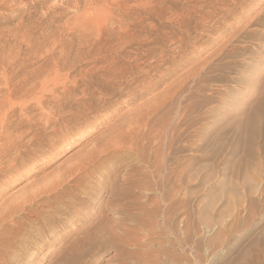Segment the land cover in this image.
Returning <instances> with one entry per match:
<instances>
[{
    "label": "rangeland",
    "instance_id": "374dc122",
    "mask_svg": "<svg viewBox=\"0 0 264 264\" xmlns=\"http://www.w3.org/2000/svg\"><path fill=\"white\" fill-rule=\"evenodd\" d=\"M1 102L8 263L264 264V0H0Z\"/></svg>",
    "mask_w": 264,
    "mask_h": 264
},
{
    "label": "bare ground",
    "instance_id": "6f19581e",
    "mask_svg": "<svg viewBox=\"0 0 264 264\" xmlns=\"http://www.w3.org/2000/svg\"><path fill=\"white\" fill-rule=\"evenodd\" d=\"M42 2V1H41ZM144 6V5H143ZM112 15V14H111ZM111 17V16H110ZM119 18V17H118ZM122 27V26H121ZM124 28V27H123ZM122 29V28H121ZM120 29V30H121ZM123 30V29H122ZM111 34V33H110ZM98 39V38H97ZM126 39V38H125ZM132 40V39H131ZM127 42V41H126ZM104 43V42H103ZM109 43V42H108ZM99 44V43H98ZM107 49V48H106ZM89 51V50H88ZM100 52V51H99ZM109 52V51H108ZM101 55V54H100ZM114 55V54H113ZM59 58V57H58ZM50 60H51V58H49ZM87 59V58H86ZM123 59V58H122ZM63 60V59H62ZM100 61V60H99ZM132 61V60H131ZM126 62V61H125ZM105 63V62H104ZM111 63V62H110ZM65 64V63H64ZM102 65V64H101ZM111 65V64H110ZM113 65V64H112ZM105 68V67H104ZM38 69V68H37ZM89 69V68H88ZM100 69V68H99ZM113 69V68H112ZM121 69V68H120ZM60 70V69H59ZM98 70V69H97ZM119 70V69H118ZM34 71V70H33ZM71 71V70H70ZM107 71V70H106ZM55 72V71H54ZM68 72V71H67ZM73 72V71H72ZM88 74V73H87ZM116 75V74H115ZM84 76V75H83ZM63 77V76H62ZM117 77V76H116ZM129 77V76H128ZM53 78V77H52ZM59 79V78H58ZM65 79V78H64ZM75 79V78H74ZM53 80V79H52ZM57 80V79H56ZM112 80V79H111ZM51 81V80H50ZM98 81V80H97ZM41 82V81H40ZM70 85V84H69ZM73 85H74V83H73ZM85 85V84H84ZM96 86V85H95ZM57 88V87H56ZM87 88V87H86ZM8 89V88H7ZM58 89V88H57ZM70 89V88H69ZM85 89V88H84ZM35 90V88L32 90V91H34ZM45 90V89H44ZM31 91V92H32ZM40 91H41V89H40ZM67 91V90H66ZM83 92L84 93H86L84 90H83ZM38 93V92H37ZM51 93H52V91H51ZM54 93V92H53ZM3 95V94H2ZM8 96H10V97H12L11 95H8ZM32 96V95H31ZM82 96V95H81ZM14 97V96H13ZM41 98V97H40ZM39 99V98H38ZM42 99V98H41ZM89 99V98H88ZM5 100H8V102L7 101H4V102H7V103H10L9 101L11 100L9 97H8V99H7V96H6V98H5ZM20 100V99H19ZM18 100V101H19ZM30 100V99H29ZM44 100V99H43ZM48 100V99H47ZM38 101V100H37ZM3 102V101H2ZM1 102V106L0 107H3L4 106V103H2ZM15 102V101H14ZM7 103H5V104H7ZM30 103V102H29ZM19 104V103H18ZM28 104V103H27ZM68 104V103H67ZM11 105V104H10ZM9 105V106H10ZM12 105H16V103L15 104H12ZM28 106V105H27ZM33 106V105H32ZM12 107H14V106H11V108ZM24 108V107H23ZM30 108V107H29ZM189 109V108H188ZM26 110V109H25ZM37 110V109H36ZM22 111V110H21ZM24 111V110H23ZM256 111H257V109H256ZM28 112V111H27ZM24 113V112H23ZM71 113V112H70ZM3 116H5V115H3ZM2 115H1V117H0V128H1V130L3 131V134H4V132H5V128H3L4 126H2V124H3V117ZM21 117V116H20ZM180 117V116H179ZM6 119V118H5ZM49 120V119H48ZM169 120V119H168ZM28 121V120H27ZM26 121V122H27ZM173 122V121H172ZM24 123V122H23ZM30 123V122H29ZM47 124V123H46ZM55 124V123H54ZM20 125V124H19ZM85 125V124H84ZM174 125V124H173ZM25 126H30V124H28V123H26L25 124ZM55 126V125H54ZM167 126V125H166ZM159 128V127H158ZM167 129V128H166ZM164 131V130H163ZM60 134V133H59ZM2 135V134H1ZM160 135V134H159ZM162 135V134H161ZM1 137V136H0ZM158 137V136H157ZM160 139V138H159ZM167 140V139H166ZM161 142V141H160ZM170 143V142H169ZM149 147V146H148ZM10 148H11V146L9 147V148H7L6 150H10ZM144 148V147H143ZM158 149V148H157ZM5 151V150H4ZM23 152V151H22ZM158 153V152H157ZM162 155V154H161ZM157 156V155H156ZM145 162H146V160H145ZM1 163V162H0ZM12 163H13V167L14 166H16L17 165V159H14L13 161H12ZM3 168H1L0 169V171L2 170ZM7 169H9V170H11L12 169V166H11V164L9 165V166H7ZM159 170V169H158ZM174 172V171H173ZM158 173V172H157ZM192 177H194V175L192 176ZM150 179V178H149ZM126 180V179H125ZM151 180V179H150ZM181 181V180H180ZM166 182V181H165ZM77 183V182H76ZM42 192H45V191H42ZM56 194V193H55ZM70 195V194H69ZM86 198V197H88L89 196V194H87V193H84L83 192V195L80 197L79 196V193H78V195H72V193H71V196L70 197H68V198H70V201H69V205L70 206H67V207H64V214H65V209H68V211H69V213L68 214H71L73 217H75V216H79V215H81V213H83L84 211V208H83V205H84V203L86 202V200H87V198L85 199L84 197ZM88 202V201H87ZM68 204V203H67ZM86 204V203H85ZM109 204V203H108ZM62 205V204H61ZM111 205V204H110ZM109 206V205H108ZM85 207V206H84ZM24 209V208H23ZM162 209V208H161ZM51 210V209H50ZM87 211V210H86ZM155 211V210H154ZM60 212H63V211H60ZM66 213V214H67ZM63 214V215H64ZM70 215V216H71ZM68 216V215H67ZM58 219V218H57ZM178 219V218H177ZM8 220V219H7ZM51 220L53 221V222H55L56 221V217H54V216H52L51 217ZM37 222V221H36ZM161 222V221H160ZM38 223L41 225V222H39L38 221ZM144 228V227H143ZM185 228V227H184ZM120 229V228H119ZM107 230V229H106ZM98 232H99V234H103V236L106 234V231H104V228H99V230H98ZM9 233V232H8ZM103 236H97V237H95L96 239V241H98L99 243L100 242H103ZM176 238H178L177 236H176ZM95 240L94 239H91V238H88V240H87V242H85L83 245H85L86 247H85V249H84V251L87 253V252H90L91 253V251H93L92 249H94V246H95ZM194 240V239H193ZM84 247H82V249H83ZM81 249V250H82ZM83 253V252H82ZM93 253V252H92ZM5 256L6 255H0V264H12V263H8L6 260H4V258H5ZM81 256H83V255H81ZM84 257V256H83ZM6 259H7V257H6ZM10 262V261H9ZM12 262V261H11Z\"/></svg>",
    "mask_w": 264,
    "mask_h": 264
}]
</instances>
